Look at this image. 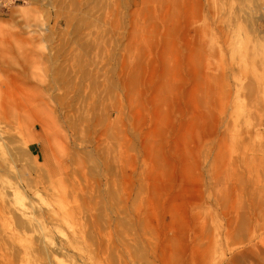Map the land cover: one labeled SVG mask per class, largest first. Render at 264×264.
<instances>
[{
  "label": "rangeland",
  "instance_id": "1",
  "mask_svg": "<svg viewBox=\"0 0 264 264\" xmlns=\"http://www.w3.org/2000/svg\"><path fill=\"white\" fill-rule=\"evenodd\" d=\"M163 3L148 8L157 17H176L173 36L167 35L172 28L169 24L155 21L147 26V15L138 21V26H145L140 38L150 45L147 58L155 61L146 62L134 107H128L124 90H115L106 100L107 106L118 101L123 111L119 144H106L109 157L118 158L115 177L102 167L94 169L84 154L86 170L77 177L89 178L81 182L82 195L57 199L39 192V185L28 186L34 178L32 156L17 149L21 174L8 181L10 206L18 209L29 201L51 205L66 201L92 235V241L84 234L78 239V247L98 253L86 259L87 264L108 260V251L102 253L101 245L114 248L113 264H142L132 255L135 244L144 248L149 264H182L195 256L194 248L203 251L200 256L205 264H226L231 257L228 249L242 253L230 264H264V106H255L247 89V83L255 84L254 79L264 75V0ZM24 6L19 2L10 9L18 21L17 11ZM39 6L26 21L32 30L46 23L36 20L46 18L50 11ZM211 8L214 17L207 13ZM10 11L0 15V48L7 45ZM26 22L16 25L14 33L21 36L30 31L21 27ZM53 23L51 18L47 26ZM194 28L200 31L193 32ZM170 40L175 43L168 54L173 77L161 78L164 71L159 57ZM195 52L200 54L198 83L192 79L194 66L187 63ZM0 59L9 63L4 54ZM12 73L9 69V80H15ZM49 126L41 142L30 147L36 156L42 155V144L47 152ZM29 133L23 123L20 138ZM149 147L155 150L150 152ZM77 151L82 155L91 149ZM104 177L111 178L110 185L119 197L114 208L104 193ZM6 218L0 222L18 236L19 245H26L31 234L22 233ZM73 227L71 222L54 229L46 226L43 241L59 244L69 240ZM230 231L232 237H228ZM238 233L243 235L241 242ZM53 257L56 264H83L75 257Z\"/></svg>",
  "mask_w": 264,
  "mask_h": 264
},
{
  "label": "bare ground",
  "instance_id": "2",
  "mask_svg": "<svg viewBox=\"0 0 264 264\" xmlns=\"http://www.w3.org/2000/svg\"><path fill=\"white\" fill-rule=\"evenodd\" d=\"M19 2L25 6L17 11L18 21L16 13L10 9ZM153 3L166 5L163 0H5L4 5H0V15L11 12L7 45L0 48V57L4 54L9 59L8 64L0 59V220L10 217L22 233L31 234L26 245H19L18 236L0 222V264H28L29 261L56 264L54 254L75 257L87 264L86 259L98 255L94 250L77 246L82 234L89 241L93 238L84 230L81 218L70 212L66 201L58 205L29 201L21 203L18 209L12 208L8 181L11 177L20 178L17 177L21 174L17 168V149H23L32 156L34 168L31 177L34 181L27 182L28 186L35 188L39 185L42 189L39 192L54 195L57 199L60 196L75 199L82 195L79 193L83 192L81 182L87 183L89 178L77 177L83 176L86 170L82 159L84 154L94 169L102 167L110 177H115L113 167L118 158L109 157L111 150L106 148V144L110 141L119 144L123 135L119 127L123 111L118 101L107 106L106 100L115 90H124L128 107L133 108L146 62L155 61L147 58L146 47L150 45L140 38L139 33L144 32L145 26H138V21L147 15V26L155 21L169 24L172 28L168 36H173L175 30L176 17L155 16L148 8ZM39 4L50 11L46 18L36 20L46 23L32 30L26 21L39 9ZM207 13L210 17L215 15L213 8ZM51 18L54 23L47 26ZM22 22L26 23L21 27H29L30 31L20 36L14 33L13 28ZM198 31V28L193 30ZM165 47L159 57L164 71L161 78H172L168 54L174 51L175 43L167 41ZM198 60L200 54L195 52L187 61L194 66L191 73L194 83H198L199 78L196 74ZM9 69L13 71L15 80L8 79ZM254 80L255 84L247 83V89L253 104L264 106V75ZM23 123L27 124L30 133L20 138ZM47 124L51 127L47 152L42 144L43 153L36 156L30 147L41 142ZM84 147L91 151L81 155L77 150ZM153 150L149 147L150 152ZM104 178V193L114 208L119 197L110 185L111 178ZM98 185H101V179ZM56 186L61 189L57 190ZM70 222L74 227L69 240L59 244L43 241L47 235L44 227L54 229ZM229 235L232 237L234 233L230 231ZM237 237L241 242L243 235L238 233ZM101 248L102 253L107 254L108 251V260L105 258L104 262L91 264H113L114 248L109 245H101ZM232 251L228 249L231 257L226 264L241 257V252L234 254ZM200 253L202 255L203 251L194 248L195 256L182 264H205ZM132 255L142 264H149L144 248H138V244L134 245Z\"/></svg>",
  "mask_w": 264,
  "mask_h": 264
},
{
  "label": "built area",
  "instance_id": "3",
  "mask_svg": "<svg viewBox=\"0 0 264 264\" xmlns=\"http://www.w3.org/2000/svg\"><path fill=\"white\" fill-rule=\"evenodd\" d=\"M5 3V0H0V5L3 6ZM1 10H5V8H1Z\"/></svg>",
  "mask_w": 264,
  "mask_h": 264
}]
</instances>
